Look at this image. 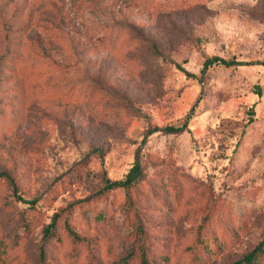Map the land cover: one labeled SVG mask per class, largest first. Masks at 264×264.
<instances>
[{
	"label": "rangeland",
	"instance_id": "rangeland-1",
	"mask_svg": "<svg viewBox=\"0 0 264 264\" xmlns=\"http://www.w3.org/2000/svg\"><path fill=\"white\" fill-rule=\"evenodd\" d=\"M214 56L264 63V0H0V264H37L44 243L49 264L252 252L264 65L202 75ZM137 161L133 187L107 188Z\"/></svg>",
	"mask_w": 264,
	"mask_h": 264
},
{
	"label": "trees",
	"instance_id": "trees-1",
	"mask_svg": "<svg viewBox=\"0 0 264 264\" xmlns=\"http://www.w3.org/2000/svg\"><path fill=\"white\" fill-rule=\"evenodd\" d=\"M252 64H263L264 63H247L243 61H227L223 58H220L218 56H214L212 58H209L205 61L204 67L201 71L202 75H204L207 70L212 67L213 65H222L225 67H231V66H241V65H252ZM178 69H180L182 72H184L186 75L190 77L196 78L197 76L189 73L186 71L181 65H177ZM187 127V122L184 123L182 127H174V126H168L164 129V131L168 134H176L181 133L185 131V128ZM143 176V168L139 161L136 162V164L131 168L129 173L126 175L125 179L121 181H115L113 183H109L107 185V188H125L130 189L133 187ZM35 201H29V204L34 203ZM56 233V221H52L48 224L46 230H45V236H44V242L45 240L51 238ZM264 257V240L259 243V245L249 254L245 255L242 259L232 263V264H257L261 262V260ZM140 264H150L146 257V252L144 250H140ZM37 264H49L46 260V248L45 243L40 248V256ZM127 264V263H125Z\"/></svg>",
	"mask_w": 264,
	"mask_h": 264
}]
</instances>
